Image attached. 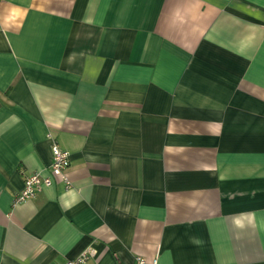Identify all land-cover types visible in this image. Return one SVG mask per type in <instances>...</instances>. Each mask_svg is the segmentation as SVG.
Returning <instances> with one entry per match:
<instances>
[{
	"label": "crops",
	"instance_id": "obj_1",
	"mask_svg": "<svg viewBox=\"0 0 264 264\" xmlns=\"http://www.w3.org/2000/svg\"><path fill=\"white\" fill-rule=\"evenodd\" d=\"M88 248L264 264V0H0V264Z\"/></svg>",
	"mask_w": 264,
	"mask_h": 264
},
{
	"label": "built area",
	"instance_id": "obj_2",
	"mask_svg": "<svg viewBox=\"0 0 264 264\" xmlns=\"http://www.w3.org/2000/svg\"><path fill=\"white\" fill-rule=\"evenodd\" d=\"M51 162L49 167L44 171H31L24 173L23 186L14 196V203L26 201L35 197L43 188L53 185L55 182L62 180L64 189L72 187L71 182L66 177V172L70 166L69 153L61 148L56 141L51 146ZM96 250L88 248L83 250L77 257L68 259L65 264H93L90 260L95 256ZM135 264H157V259L147 260L145 257L136 256Z\"/></svg>",
	"mask_w": 264,
	"mask_h": 264
}]
</instances>
